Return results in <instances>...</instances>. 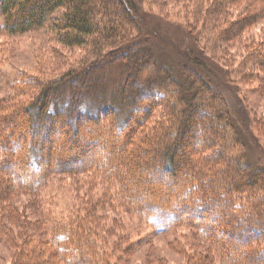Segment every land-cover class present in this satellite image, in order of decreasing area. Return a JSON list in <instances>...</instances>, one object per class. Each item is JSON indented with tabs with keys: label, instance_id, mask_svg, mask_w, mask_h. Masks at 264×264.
<instances>
[{
	"label": "trees",
	"instance_id": "1",
	"mask_svg": "<svg viewBox=\"0 0 264 264\" xmlns=\"http://www.w3.org/2000/svg\"><path fill=\"white\" fill-rule=\"evenodd\" d=\"M172 1L183 8L166 10L165 15L191 13L186 5L192 0ZM203 5L199 2L185 22L188 39L222 56L229 82L262 85L264 38L246 39V32L264 18V0H209ZM136 12L131 0H0L6 33L47 26L58 44L84 48L90 59L39 84L21 78L17 92L37 89L36 94L0 108V173L10 175L0 178V209L12 205L14 195L34 197L58 176L98 167L103 178L109 176L123 188L119 193L127 196L126 209L146 213L157 231L186 224L204 239L219 231L226 235L229 243L211 238L213 244L202 250L203 261L192 259L191 264H264V167L247 158L217 85L220 78L201 59L174 66L173 59L164 61L139 48L148 38ZM114 64L124 67V75L105 103L106 97L91 88L98 71ZM203 112L205 119L198 120ZM148 124L147 137L140 146L132 145ZM69 130L75 140H70ZM95 145L104 149L98 160L91 159ZM154 174L171 175L169 194L145 178ZM46 214L45 223L34 224L32 233L18 228L11 264H110L107 250L96 249L98 240L75 233L78 224L74 227L73 220H53ZM16 218V210L8 217L0 215V243L12 226L6 228V223ZM94 253L99 259L91 258Z\"/></svg>",
	"mask_w": 264,
	"mask_h": 264
},
{
	"label": "rangeland",
	"instance_id": "2",
	"mask_svg": "<svg viewBox=\"0 0 264 264\" xmlns=\"http://www.w3.org/2000/svg\"><path fill=\"white\" fill-rule=\"evenodd\" d=\"M131 1L141 19L143 37L148 38V44H142L139 48L151 50L164 61L171 62L170 58L173 59L171 64L174 66H183L188 60H203L212 74L220 78L217 85L228 104L231 119L233 118L237 124L236 127L245 142L249 162H258L264 167V135H262L264 134V81L262 85L258 83L244 85L237 83L236 79H231L229 82L225 78L226 71L224 72L225 68L222 65V56L219 53L210 54L202 43L196 45L194 40L188 39L190 36L186 32L185 22L189 21L193 14L192 9L199 2H203V7L206 8L209 0H200L197 4L192 0L190 5H186V12H191L187 16L165 15L166 10L177 11L183 8L172 0H163V3L162 0ZM162 4L165 7L161 6ZM50 35L47 26L23 34L11 35L3 30L0 23V104H4L0 106L1 109L7 102L22 103L29 101L36 94L37 89L17 92L20 89L17 83L21 78L28 77L32 79L33 84H39L62 75L72 66L90 60L84 48H67L58 44ZM246 36V39L251 40L263 39L264 18L246 32ZM144 45L148 48L143 47ZM134 47L137 49V45ZM196 71L203 73L201 68ZM123 75L122 65L114 64L101 69L95 76L94 86L91 88L93 93L102 98L106 97L102 101L109 103L107 98H111L115 84L123 78ZM205 116L203 112L198 114L197 119L203 120ZM150 127L151 125L148 124L144 130H140L132 145L140 146L139 143L147 137L144 133L149 131ZM67 132L70 134V140L76 139L72 138V130ZM64 136L65 133L60 129L59 137ZM51 139L54 140V136ZM80 141L83 140H77V143L81 144ZM85 141L90 139L86 138ZM99 141L102 143L101 140ZM102 145L106 148V143L103 142ZM103 151L101 146L95 145L92 152L96 154L89 155L92 156L91 159L98 160V157H103ZM177 151L180 152L179 148ZM1 173L0 178L3 180L6 176H10L7 171L1 170ZM102 173L104 174L98 167H94L90 172L81 175H61L53 181L49 180L41 191L30 199L20 194L14 195L11 198L12 205H3L0 209V215L3 214L5 217H8L13 210L17 212V218L6 223V228L11 223L12 226L9 227L5 238L1 237L0 264L13 262L15 249L12 243L18 228L32 233L34 224L40 221L45 223V219L48 218L46 213L53 220H73L74 227L78 224L75 233H80L82 239L89 237L98 240L96 249L107 250L106 260L110 264H114L113 261L115 264H191L192 259L201 262L205 254L202 250L213 244L211 238L220 237L229 243L226 235H220V231L210 233L211 238L204 239L199 231L186 224L157 231L151 226L146 213H133L126 209L127 196L123 197L119 193L120 191L123 193V188L113 178L109 176L103 178ZM178 174L182 176L181 178L185 176L182 171ZM156 175L145 178L151 182V185H158L164 194H169L170 191H167L166 186L171 175ZM154 181L158 184L156 185ZM23 199H26V202ZM2 204L3 200L0 199V206ZM30 204L33 205L32 208ZM219 211L225 214L226 209L219 207ZM209 225L219 229L217 223ZM242 242L236 244L240 247ZM91 258L99 259L96 253ZM86 264L93 262L89 261Z\"/></svg>",
	"mask_w": 264,
	"mask_h": 264
}]
</instances>
